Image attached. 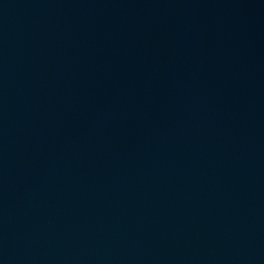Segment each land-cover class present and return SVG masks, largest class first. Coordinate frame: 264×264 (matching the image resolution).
Segmentation results:
<instances>
[{
    "label": "water",
    "instance_id": "obj_1",
    "mask_svg": "<svg viewBox=\"0 0 264 264\" xmlns=\"http://www.w3.org/2000/svg\"><path fill=\"white\" fill-rule=\"evenodd\" d=\"M0 264H264V0H0Z\"/></svg>",
    "mask_w": 264,
    "mask_h": 264
}]
</instances>
